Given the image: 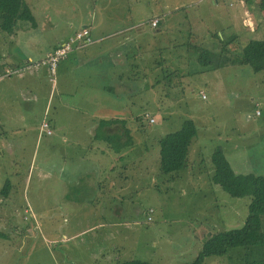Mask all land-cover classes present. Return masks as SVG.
I'll return each instance as SVG.
<instances>
[{
  "label": "rangeland",
  "instance_id": "1",
  "mask_svg": "<svg viewBox=\"0 0 264 264\" xmlns=\"http://www.w3.org/2000/svg\"><path fill=\"white\" fill-rule=\"evenodd\" d=\"M25 1L35 27L19 21L11 35L0 31V59L7 69L28 54L33 64L24 66L34 65L0 76V98L5 96L0 120V264H115L130 258L186 264L199 253L202 238L241 227L250 198L232 197L211 182V155L219 149L236 173L264 176V135L256 131L264 128V71L254 72L247 65L212 69L183 44L219 54L220 41L214 34L224 41L234 35L243 40L264 38L263 15L241 12L243 4L252 8V0L233 1L232 6L227 0L218 6L212 0ZM153 16L161 18L155 30L149 22ZM88 25L91 43L85 53L94 55L120 38L128 45H144V59L132 50L129 87L118 90V97L99 87L93 90L94 85H113V74L123 73L114 58L102 56L99 64L92 60L78 68L92 83L79 86L73 99L55 88V80L50 81L40 64L50 46L68 41ZM252 27H260L258 33ZM100 37L104 38L99 41ZM165 42L170 48L179 44L170 56ZM75 58H83L82 52L68 53L57 71L74 67ZM64 70L58 75L62 85L67 80ZM100 71L106 72L105 78H100ZM102 97H109L107 104L117 105L119 116L129 121L135 143L127 165L117 160L110 171L121 184L112 190L120 196L117 199L104 197L93 182L76 187L66 183H74L79 167L92 159H84L82 153L67 159L60 129L67 120L86 124L91 113L75 106L90 110ZM47 114L58 126L45 128ZM146 115L154 122L150 124ZM185 120L194 122L197 136L190 145L188 166L170 178L158 169L157 140ZM87 169L93 170V164ZM7 180L10 186L3 190ZM149 209L153 212L147 216ZM230 252L229 257H208L202 264H243V248Z\"/></svg>",
  "mask_w": 264,
  "mask_h": 264
},
{
  "label": "trees",
  "instance_id": "2",
  "mask_svg": "<svg viewBox=\"0 0 264 264\" xmlns=\"http://www.w3.org/2000/svg\"><path fill=\"white\" fill-rule=\"evenodd\" d=\"M258 7L264 15V0H258ZM19 21L28 22L35 27L34 17L27 2L25 0H0V31L11 35L14 33V28ZM214 36L220 41L219 54H214L201 46L187 47L189 50L193 49V52H198L197 60L200 64L210 66L212 69L227 65H247L254 72L264 71V39H250L239 46V49L241 48L239 53L228 57L226 56L229 51L227 46L237 40V36L226 41L216 34ZM19 66L17 65L11 70L7 68L0 69V76L2 73V75L15 73L16 70L14 69H18ZM168 77L166 76V78ZM122 96L124 94H120V97ZM145 117L148 122H150L149 118H153L147 115ZM127 122L126 119L118 117L102 119L99 122L100 128L97 129V137L106 141L116 153L124 147L134 145V139ZM153 122H150V124ZM47 124L50 126L49 122ZM196 136L197 128L194 122L185 120L177 130L169 132L157 140L158 169L160 173L170 174V178H172L174 174L179 173L188 166L190 145ZM211 162L214 166L211 182L219 185L232 197H249L248 214L241 227L221 230L202 238L199 253L193 261L186 264H202L206 258L212 256L217 258L229 257L230 249L237 247L243 248V264H264V176L253 173H236L223 151L219 149L212 153ZM9 186V181H5L3 190H7ZM117 186L120 187L121 184L111 185L110 188H108V184H101L99 192L103 196L108 194L111 199H117L120 196L112 193V190L115 191ZM3 195L7 196V193ZM148 212L147 216L151 215L153 210L149 209ZM115 264L154 263L130 258L117 259Z\"/></svg>",
  "mask_w": 264,
  "mask_h": 264
},
{
  "label": "crops",
  "instance_id": "3",
  "mask_svg": "<svg viewBox=\"0 0 264 264\" xmlns=\"http://www.w3.org/2000/svg\"><path fill=\"white\" fill-rule=\"evenodd\" d=\"M227 1H228V5L232 6L234 4L233 1H238V0H227ZM212 2H213L212 4L215 6H218L220 4V0H212ZM246 2L249 3V0L248 1L245 0V3ZM251 2H253L252 8L251 9L246 8L245 4H243L244 6H241V12H245V11L248 12L249 11L251 13V11H252V13L255 15H258V14L263 15V12L259 10L258 1L252 0ZM222 5H224V4H222ZM145 6L146 7L149 6V3L147 1H145ZM232 15L240 16L236 13H234ZM154 18L159 19V22L155 27L151 26L155 30L158 26H160L161 18H159L158 16H153L149 20V22ZM263 18H264V15H263ZM141 24L142 23L138 24V26H137L138 30H141V28H140ZM90 26L91 25L84 26V28L89 30L91 28ZM227 28H229V30L233 29L232 22L229 23ZM252 29L254 30L255 33H258L260 27H257L256 29L253 27L250 28V30H252ZM78 31H80V30H78ZM89 32L91 35V31H89ZM115 32H117V31H114L113 33H115ZM110 35L111 34H108V37ZM102 38H104V37H100L98 40L100 41ZM250 39H254V38L252 37V38L243 40L240 37H238L237 40L233 41V43L231 45H229V50H231V51L232 50H239L235 46L236 45L240 46L241 44L246 43ZM259 39H264V38H259ZM239 40H242L241 43ZM61 43H63V41ZM61 43H57V44L53 45L52 48L50 46L49 49L46 50V53L50 52L58 44H61ZM125 44H126L125 41L121 42V38L116 40V41L114 39L113 42L111 40V42L108 43L107 47L105 45V47H103V49L98 50L94 55H91V53H85V50L87 49V45L83 48L76 49V52H78V51L82 52L83 58H79L78 60H76V58H75L74 59V67H72V68L68 67L67 69L64 70V66L60 67V69L64 70V72L66 73V76H67V80H66V82L63 83V85H62V83L58 77V75H60L59 74L60 69L58 71L56 69L55 88L59 87V90L62 91L64 94H66V96H68V98L73 99V95L78 90L81 89V87H79V86H82L85 82H91L90 81L91 76L85 74V72L82 73L83 70H79L78 68L87 66V64L92 62V60H95L97 62V60H99L102 56H105L102 58V60H104V59L108 60L111 57V58L115 59L114 60L115 62L121 63V67L122 68L124 67V69H123V71H120V70L119 71L123 72V73H120V75H118L115 72L113 74V77H114L113 85H108V86H106L104 84H101L100 86L94 85L93 90L96 89L97 87H99L102 92L108 91L109 92L108 94L110 96L118 97L117 96L119 94L118 90H123V89L126 90L127 87H129V84L127 82L133 73L131 71V67H132L131 64L133 62V57H134L132 50L135 49L137 51V54H139L141 56V59H144V58H142V57H144V45L142 44V42L133 43V44L130 43L129 45L128 44L125 45ZM175 45L177 47L179 46V44H172V48H170L167 46L166 42L164 43L163 48L168 51V53H167L168 56H170L169 53L172 50L176 49ZM126 46H129V48H127ZM183 46L186 48L188 47V46H185V44H183ZM240 50H241V48H240ZM240 50H239V52H240ZM128 51L130 52V54L127 53ZM147 51H148V48H145V52H147ZM239 52H237V53H239ZM9 54L11 55V53H9ZM37 56H40V55H37ZM42 56H44V55H42ZM226 56L230 57L233 55L227 54ZM163 58H164L166 63L170 62V60L167 59L165 56H163ZM32 59H33V56L28 54L27 59H25L24 61H18L19 62L18 65H20V66L18 67V69H14V70H16L15 73H19L20 69H24L25 67L27 68V70H31L34 67V65L29 67V65L24 66V64H28V63L33 64ZM67 59H65V60H67ZM75 60H76V62H75ZM161 60H162V58H161ZM0 61H1L0 62V69L7 68L6 62L2 61L1 59H0ZM14 62H16V61H14ZM8 64H11V63H8ZM59 64H58V66H59ZM58 66H57V68H58ZM227 66H230V65H227ZM125 67L130 69L129 74H127L128 72L126 71ZM113 70H115V69H113ZM100 73H101V74H99L100 78L101 79L105 78L106 72L100 71ZM168 76H170V75H168ZM56 77H57V79H56ZM91 97H89L88 100L91 99ZM4 98H5V96L4 97L2 96L0 98V120L3 119V112H4L3 108L5 107V102L3 100ZM99 102L101 104L94 106L90 110L88 108H86V110H83L80 107L78 108L75 106V108L80 110L81 112L88 111L91 113V115L88 116V118H87L88 122L86 124L81 123L82 128H81L80 123H74V120L73 121L67 120V121H64L63 129L62 128L60 129V133H61L60 136L62 138V141L66 144L65 148L69 151V155L66 156L67 159H69V158L75 159L77 154H81V153L83 154L84 159H92V161L88 162L86 165L84 164V165L79 167L80 177L74 183H68L67 182L68 180H66L67 184H72V185H69V187H76L79 185V183H81V182L86 183V181L87 182H93L96 186L95 189H97V191L100 190L101 184H108V188H110L111 185H114V184L117 185L118 184L117 179L114 178L113 174H110V171H111V169L114 168L115 164L117 163V160L120 163L125 164L126 160H128L130 153L133 151V147L135 146V145H131L128 147H124L119 152L116 153L106 141L97 137V135H98L97 129L100 128L99 122L102 119H110V118H117V117L123 118L122 116H119V113L117 111V109H119V108L117 107V105L110 106L109 104H107V103H109V97H102V99H100ZM65 105L68 109L71 108V104L68 101H66ZM112 108H114V109H112ZM123 119H125V118H123ZM47 121L49 122V124L52 128H55L56 126H58L57 119L53 115L50 116L49 114H47ZM128 123H129V121L127 122V124ZM59 125L62 126V123ZM256 131L259 132V135H264V128L263 127H262L261 131H259V130H256ZM2 143L3 142L0 141V146H2ZM189 161H190V159H189ZM89 164H93V170L87 169V165H89ZM126 165L127 164H125L124 166H126ZM125 181H126V179H125Z\"/></svg>",
  "mask_w": 264,
  "mask_h": 264
},
{
  "label": "built area",
  "instance_id": "4",
  "mask_svg": "<svg viewBox=\"0 0 264 264\" xmlns=\"http://www.w3.org/2000/svg\"><path fill=\"white\" fill-rule=\"evenodd\" d=\"M158 22L159 19L154 18L150 21V25L155 27ZM90 43L91 39L89 37V30L84 28L80 31H77L74 37H71L68 41L58 44L55 49L48 52L40 63L46 67L47 73L50 76V81L55 80L57 65L61 60L65 59L68 53L73 50L83 48ZM201 96L204 98L203 94H201ZM256 114L258 115L259 111H257ZM149 120L150 122L154 121L153 118H149ZM43 125L45 128L49 126L47 123H43ZM47 133L50 134L51 130L48 129Z\"/></svg>",
  "mask_w": 264,
  "mask_h": 264
}]
</instances>
